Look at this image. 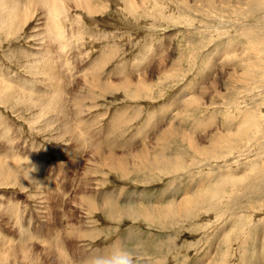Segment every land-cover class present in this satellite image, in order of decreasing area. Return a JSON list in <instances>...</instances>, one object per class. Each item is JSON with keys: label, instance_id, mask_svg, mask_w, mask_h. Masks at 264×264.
<instances>
[{"label": "rangeland", "instance_id": "374dc122", "mask_svg": "<svg viewBox=\"0 0 264 264\" xmlns=\"http://www.w3.org/2000/svg\"><path fill=\"white\" fill-rule=\"evenodd\" d=\"M120 1L52 17L0 0V246L18 254L1 264H264V63L247 41H264V3L148 0L134 17ZM90 75L110 89L89 99ZM169 124L185 137L158 139ZM94 139L179 164L123 176Z\"/></svg>", "mask_w": 264, "mask_h": 264}, {"label": "bare ground", "instance_id": "6f19581e", "mask_svg": "<svg viewBox=\"0 0 264 264\" xmlns=\"http://www.w3.org/2000/svg\"><path fill=\"white\" fill-rule=\"evenodd\" d=\"M48 1V5H47V9L49 11V14H51L52 17H56V16H60L62 13H64L65 11L67 12V15H68V8H72L74 7L75 9L77 10H82L83 14L84 15H96L98 14L97 11L102 12V14L104 15V12L106 11H110V8L106 5H101L99 6V3H95V1H99V0H24V4H23V7L22 9L19 11V13L17 14L18 16L21 15V14H27L29 13V10H30V7L33 6V5H36V4H43V5H46ZM102 1V0H100ZM170 1H173V0H170ZM178 1V0H177ZM176 1V2H177ZM189 2V0H182V4L181 5H184L186 4V2ZM198 1V0H197ZM199 1H202L203 4H205V6H208L210 7L209 5L210 4H216V2H223L225 1L226 4L228 3H235L234 0H199ZM256 1V0H255ZM68 2V3H67ZM262 2L264 3V0H262ZM240 3V2H239ZM242 3H244V7H254L256 6L255 2L253 0H242ZM145 4V5H144ZM179 6H181L178 2ZM240 5V4H239ZM239 5H235L237 8H239ZM117 6L118 8L117 9V12H119L120 15H128V16H131L133 15L134 17H137V15L140 13V15H143V13H146V11L144 10V8H147L149 7L148 6V0H143L142 1H137V0H121L120 2L117 3ZM24 7H25V10H24ZM46 7V6H45ZM143 7V10L140 11V8ZM242 7V6H241ZM72 8V9H74ZM211 8V7H210ZM245 10V9H244ZM24 11V12H23ZM17 11L16 10H7V13H6V16L5 18L3 19V22H6L7 18H9L10 16H12L13 14H15ZM156 12V11H155ZM158 12V11H157ZM71 13V12H70ZM246 17L247 16H250L248 13H246ZM248 14V15H247ZM154 15V14H153ZM102 16V15H101ZM264 16V15H263ZM68 17V16H67ZM99 17V15H98ZM244 18V17H242ZM12 19V18H11ZM62 19V18H61ZM244 24V23H243ZM62 25V24H61ZM62 27V26H61ZM249 33V32H248ZM61 34V32H60ZM64 35V34H63ZM250 38H247V41L251 43V51L253 54L257 55V56H260L262 58L261 60V64L264 63V41H261L260 39H258V41H254L255 38H252L251 35H248ZM108 51V50H107ZM106 51V52H107ZM105 52V53H106ZM113 50H111L110 53H112ZM150 52V51H148ZM58 56V55H57ZM106 55H102L101 58ZM113 55L111 54L110 58L112 57ZM107 57V56H106ZM109 59V57L107 58ZM146 60V59H145ZM99 78H100V75H90L89 78H86L85 80V83L90 87L88 88V90H86V95L89 99H93V88H94V85L96 82H98L99 86L101 87V90L102 91H107L110 89V86L107 84V83H102L99 81ZM128 84H131L129 81H123L122 83H120L118 86H124L126 87V85ZM117 86V87H118ZM130 88V86H129ZM136 88V87H135ZM87 89V88H86ZM125 89V88H124ZM123 89V90H124ZM127 89V88H126ZM138 89V88H137ZM137 93V92H136ZM132 94V93H131ZM135 94V93H134ZM133 98H137V95H132ZM193 108V105L189 106V108ZM136 115V114H134ZM133 116V115H132ZM137 116H135L134 119H136ZM194 118V117H193ZM192 119V118H190ZM197 120V119H196ZM200 120V119H199ZM90 121V119H89ZM88 121V122H89ZM189 121V120H188ZM193 121V120H192ZM186 122V121H185ZM191 122V121H190ZM189 122V124H190ZM203 122V121H202ZM80 123H86L85 121H81ZM174 123V122H173ZM188 123V122H186ZM185 123V125H186ZM205 123V122H203ZM212 123V122H211ZM230 123V122H229ZM193 124V123H192ZM231 124V123H230ZM174 125V124H173ZM183 125V124H181ZM180 125V127H181ZM210 125V124H209ZM92 126V124H91ZM175 126V125H174ZM188 126V125H186ZM185 126V127H186ZM194 126V125H193ZM197 126V125H196ZM184 127V126H183ZM191 127V126H190ZM206 127V126H205ZM198 127H195V129H197ZM175 129V130H174ZM185 129V128H184ZM191 129V128H190ZM194 129V128H193ZM180 129H176V127H171V124H169L164 130H161L160 133L158 134L159 136L157 137L158 139H161V138H164V137H167V136H170V137H175V138H182V137H185L186 134H183V132L179 131ZM188 131V130H187ZM195 131V130H194ZM140 132V131H139ZM189 133V132H188ZM140 134V133H139ZM138 134V135H139ZM193 136V135H192ZM191 136V137H192ZM138 137V136H137ZM195 139V138H194ZM232 138H230L231 140ZM96 139H94V141H92L91 145H90V149L97 152V154H99V156L101 157V163L102 164H105L107 165L108 167L116 170V171H119L121 172L120 174H122L123 176L127 174V172L125 171L128 167V163H130V160L134 161L136 159H138V163L134 164V165H131L132 167H136V169H134L135 171L139 172L141 171H151V169H155L157 168L158 166H162L163 169L167 170L168 168H171L174 166L175 163H178V162H174V159L172 157H169L167 156L166 154H162V153H153L154 151L152 149H154L153 147L150 148L151 146H144V147H136L134 149L133 152L129 153V151H124V153L120 154V156H115V155H112L110 153H108V155H104L102 154V150H105V151H108L110 150L111 148V144L110 142L108 144H106L104 146V148L101 147L100 143L102 142H99V141H95ZM182 140V139H181ZM186 141H188L189 143H191L194 147V149H197L195 147H198L195 146V143H192L193 140L190 139V134L187 135ZM86 141V140H85ZM137 141V140H136ZM182 143V142H181ZM85 144V143H84ZM131 144V143H130ZM186 144V143H185ZM190 144V146L192 147V145ZM82 145V144H81ZM80 145V146H81ZM188 145V144H187ZM123 146V145H122ZM159 146V145H158ZM185 146V145H184ZM114 147H119V146H113L112 145V148ZM188 147V146H187ZM228 147V146H227ZM124 150H125V146L123 147ZM122 148V150H123ZM184 149V148H183ZM208 149V148H207ZM149 150L151 151V153H149ZM164 150V149H163ZM166 150V149H165ZM212 150V149H211ZM181 151V150H180ZM203 151V149H202ZM204 152V151H203ZM12 153V152H11ZM129 153V154H128ZM10 154V152L8 153ZM11 155V154H10ZM15 156V155H14ZM178 157V156H177ZM173 160H172V159ZM176 158V157H175ZM145 160H148L150 163H148L149 165L151 166H147L145 165L146 162L144 163ZM176 161V160H175ZM179 164V163H178ZM177 164V165H178ZM182 166V165H181ZM133 170V171H134ZM171 170V169H169ZM168 170V171H169ZM155 171V170H154ZM132 172V171H131ZM129 175V174H128ZM48 185L46 184V187ZM204 195V194H202ZM205 196V195H204ZM80 198V197H79ZM82 198V197H81ZM80 198V199H81ZM88 198V197H87ZM203 200V199H202ZM202 200L200 199V202L202 203ZM196 201V199H195ZM199 201V200H198ZM196 201V202H198ZM113 202V201H112ZM195 202V203H196ZM199 203V202H198ZM86 204V203H85ZM87 205V204H86ZM89 206V205H88ZM91 206V205H90ZM93 207V206H92ZM184 207V206H183ZM188 206H186V209H187ZM8 210L10 211V209H12V212L13 214L16 212L14 208L10 207L9 205H7ZM90 208V207H89ZM114 207L112 205H110V203L107 205L106 207V212H113ZM170 208V207H169ZM168 208V210H169ZM189 209V208H188ZM187 209V211H188ZM131 210L132 208L130 207L128 210H120L122 213H128L130 212L131 213ZM153 211H158V213H160V209H156V208H153ZM178 211H180L181 213H183V210L181 208L178 207ZM120 212V213H121ZM134 213V212H133ZM132 213V214H133ZM142 213V212H141ZM147 213V212H145ZM150 213V212H149ZM11 214V213H10ZM113 215V214H112ZM122 215V214H121ZM124 215V214H123ZM126 215H130V214H126ZM135 215V213H134ZM8 216V215H7ZM13 218V216H12ZM11 219V218H10ZM13 220V219H11ZM114 220V219H113ZM7 221V220H6ZM10 221V220H9ZM7 223V222H6ZM11 224V222H10ZM11 226V225H10ZM20 232V231H19ZM38 232V231H37ZM19 234V233H18ZM39 234V233H38ZM53 235V234H52ZM20 236V235H19ZM22 236V235H21ZM21 238V237H20ZM60 239V238H58ZM26 240V238H25ZM51 242V241H50ZM18 246V245H17ZM19 246H24L25 247V244H22L20 243ZM18 246V247H19ZM55 246V245H53ZM12 247V246H11ZM27 248V247H26ZM23 249V254L21 255V257L23 258V261L25 262L26 260H28L27 258V253L25 252H28L27 250ZM48 248V247H47ZM51 248V247H50ZM49 248V249H50ZM18 249V248H17ZM60 249V248H59ZM6 250H8V248H4L2 246H0V264L1 263H4V261L10 259V260H13L16 262V260L14 258H12L13 256H15L16 254H14L12 256V253L11 250H8L7 252H5ZM13 251V250H12ZM19 251V249H18ZM17 251V252H18ZM62 251V250H61ZM15 252V251H14ZM54 254V253H53ZM60 254V253H59ZM58 254V255H59ZM62 256V255H61ZM16 258H18V254L15 256ZM30 258V257H29ZM56 259V258H55ZM58 259V258H57ZM30 261V260H29ZM33 261V259H32ZM31 262V261H30ZM57 262V261H56ZM260 263V262H259Z\"/></svg>", "mask_w": 264, "mask_h": 264}, {"label": "clouds", "instance_id": "9594fccd", "mask_svg": "<svg viewBox=\"0 0 264 264\" xmlns=\"http://www.w3.org/2000/svg\"><path fill=\"white\" fill-rule=\"evenodd\" d=\"M125 258H112L104 261V264H135L136 258L128 253H122Z\"/></svg>", "mask_w": 264, "mask_h": 264}]
</instances>
